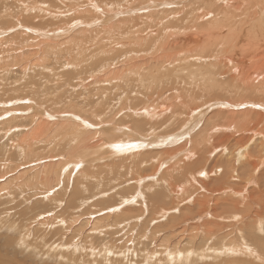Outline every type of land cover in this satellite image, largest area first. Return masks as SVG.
<instances>
[{"label": "rangeland", "instance_id": "rangeland-1", "mask_svg": "<svg viewBox=\"0 0 264 264\" xmlns=\"http://www.w3.org/2000/svg\"><path fill=\"white\" fill-rule=\"evenodd\" d=\"M180 1L0 0V264H74L73 257L79 260L77 261L79 264H131L130 262H134V264H158L161 260L166 261V257L157 258L155 255L152 256L149 250H156L159 254L165 255L167 249L175 248V250L179 249L182 251L191 249L190 243H179V239L176 237L170 240L172 234L170 228H167L166 231L162 230L155 238L156 240L151 238L154 231L153 227L156 225L160 227L165 224L168 221L166 218L159 221V216H157L158 221L152 222L151 225L149 223L147 226H151L152 228L147 230L136 225L135 231L132 234L128 230L120 234L118 228H112L111 226L112 222L115 221L114 217L116 218V215L123 218V216L128 217L130 214V216L136 214L137 210L134 209H138L139 207L135 202L140 200L141 195L147 199L148 196L155 195V193L161 191L164 194V198L162 201H155L157 206L161 207L165 203L164 207L168 205L172 208V206L175 207L178 204L176 206L178 210L175 212L171 211L170 215H175V217L177 216L176 218H179L187 214L186 216L191 218V221H189L190 225H193L196 221L193 216L196 215L195 218L201 216V218H204L202 212L206 206H208L209 211H212L214 204L213 202H206L205 196L217 195L214 192L217 189L216 185H210L209 188L202 190L195 183L203 181L202 184H209V182L211 183L224 177L232 181V176L235 177L233 171L242 170L241 165L247 163V159L249 158L247 156L240 164L236 161V147H239L238 140L242 139L243 135H239L232 128L230 130H223L222 132L219 131L217 134L212 133L211 143H208V140L206 142L210 132H215V129L220 130L222 125L228 126L229 123L235 121L236 113L242 114L248 110V112L256 110L254 105L249 107V103H246L249 100L248 97L244 101L246 105L238 108L232 106L224 107L223 105L213 106V109L210 108L195 119L194 124L189 127L190 130H187L181 136L182 139L173 136L179 135V126L183 125L182 118H185L188 114L187 112L191 111L193 107L196 109V105L199 104L194 100V95L203 94V90L205 91L206 89V96H203L205 98L202 97V100L205 102L208 99V93H213L215 100L212 104L214 105H220L223 102L231 105L235 100V96L228 94L230 86L226 87L223 93L219 89L221 84L226 82L225 80L229 81V78H224L225 76L222 78L216 76L215 78L211 74L214 70L210 69V72L207 68L208 73L206 68L202 67L205 61L208 63V58L207 60L201 59V62L198 63L194 62L196 58L190 57L193 45L186 46L179 44L180 41L177 40V34L183 27L184 30L181 35L197 33L198 35H202L203 38H206V35L198 31L188 20L185 21L186 24L180 23V25H183L182 27H169L165 30L166 27L164 26L170 24L171 16L187 17L185 13L189 10L187 6L196 3L194 8H198V5L202 2V0H186L183 5L179 6ZM23 2L32 8L31 12L27 13V19L30 17V19L33 18L34 20L30 23L28 21L17 22V16H14L16 15V10L19 11L17 5ZM38 7L39 9L42 8V10L47 8L49 11L50 9V12H54L55 14L63 13V15L58 19H51L52 21L47 18L46 21H50L48 24H52L50 27L44 23L45 21H41V18L37 20V15L40 17V14L43 12ZM6 10L8 11L6 12ZM38 10L40 14H38ZM244 16L243 20L245 22L243 23H249V14H245ZM95 17H97V20ZM60 18L61 20H59ZM163 19L165 21H162ZM210 19L212 18H208V20ZM34 22L39 23L35 26ZM237 22L241 23V20L239 21L238 19ZM57 29L58 31H56ZM162 30L164 31L163 33H161ZM224 31L229 32L228 29ZM58 32L62 37L58 38L53 35ZM49 34L50 38H48ZM168 35L175 37L171 42L172 47H177L176 45H178L179 48L177 47L178 50L175 52L162 54L158 47L164 46V43L170 40V36ZM215 35L217 37L218 35H221L219 37H226L219 29H216ZM156 39H164V42L162 40L163 43L156 46ZM40 40L42 41L40 42ZM83 42H87L85 43L87 46ZM81 44L84 45L81 46ZM154 46L156 49L153 48ZM202 47H204V41L201 38V42L198 44L199 51ZM141 53H145L146 56ZM216 56L219 57L218 60L221 59V54ZM216 56H214L215 60L211 59V66L214 64V61L215 63L217 62ZM88 60L90 61L88 62ZM102 60L106 61L101 64ZM197 61L199 60L197 59ZM69 62L74 63L68 65ZM194 63L197 65L192 66L193 68L190 70L180 72L183 78L181 82H177L178 78L172 76H169L165 83L161 81L163 74L166 75L167 72L175 74L177 70L178 73L179 69L189 67ZM99 64L98 70L103 69L104 64H111L109 69L111 74L108 71V76L103 77L104 75H99L93 80V76L91 75L94 74L95 67ZM248 65L251 67L250 64ZM216 69L218 70V75H220L219 68ZM156 76L158 79H156ZM229 76L226 75V77ZM236 76L238 80L239 77L241 78V76ZM191 77L194 80H191ZM72 80L74 81L72 82ZM178 84L181 86L184 84V91L179 89L180 86ZM196 85L200 87L203 85L202 87L205 88H201V91L199 89L196 90ZM173 88L178 90L170 92V89ZM187 88L191 89V93ZM153 94H156V96ZM159 97L162 98L159 99ZM180 97L185 99L181 100ZM157 99L158 102H155ZM186 99H188L187 106L184 105ZM154 102L159 104H157L159 106V108L157 106L159 114L155 112L154 116H147L144 111L147 107L154 104ZM172 104L177 107L175 109L177 113L176 118L173 116V119L170 118V113L167 114L171 110ZM178 104L183 105L179 106ZM244 109L246 111H243ZM36 111H42V114L44 112L46 116L53 117L51 120L43 118L47 123V127L42 132H39V128H36L40 117H36L34 121L32 119ZM80 114L83 115L81 116ZM189 118L191 119V117ZM166 120L169 123L165 122ZM132 122L139 124V128H135ZM157 124L162 126L157 127ZM112 126L113 128L111 129ZM126 126H130L128 129L131 132L125 129ZM115 127L118 128L115 130ZM77 128L78 131H76ZM110 129L115 130V134H117V144L127 147L118 151L121 153V156L117 155L113 159L109 157L111 146L107 144L102 145L103 138H107V140L111 139L109 136L113 134V131L110 132ZM85 130L90 135L92 134L91 138L87 139V136H82L75 140V136L79 135L77 133L84 132ZM131 134L135 137V140H133L134 137ZM24 136L29 139L41 137L43 139L39 143H32L31 146V141L24 144L21 143L22 139H25ZM130 136L132 138L128 139ZM97 137L98 139H96ZM244 137L248 138L247 135H244ZM125 138L127 140H124ZM131 141H137L140 148L137 147L136 150H129L128 147ZM78 143L79 146L77 147ZM21 147L25 148L22 149ZM253 147L251 146V149ZM138 150L141 153L140 155L143 154L144 158L149 157V160L141 164L142 170L136 173L134 170L131 171V168L128 170L126 168L127 166L132 167ZM192 152L194 155H192ZM260 153L262 154V151ZM167 154L172 155L165 159ZM163 159L167 162L163 163ZM157 165L159 167L155 173L148 169L151 166ZM232 166L234 168L236 166L238 169L235 168L234 170ZM262 171L264 172V168L259 173L261 174ZM69 175L72 183H70L68 191L64 192L63 180L68 178ZM135 177L143 180L141 185H138L134 181ZM256 181L258 182V179ZM171 183H176V187L187 183L181 196H173V191L170 192L169 189V187L172 189V186H169ZM75 185L78 186L77 189L80 191L77 196L74 195ZM133 188L135 189L133 190ZM255 188L259 189L258 186H255ZM132 190L133 193L131 194L133 196L138 195L139 197H136L135 202L129 203L130 205L121 207L119 204V201H121L120 193L122 192V196L128 195L130 197L131 194L129 193ZM206 190L209 192L210 190L213 191L207 193ZM177 191L179 190L177 189ZM260 194L263 196H261V199L264 198V192L261 191ZM187 197L190 198V203L184 204L182 199ZM196 199H199L201 202L195 205ZM58 201H62V205H58ZM230 202L227 201V205ZM102 204L104 207L101 206ZM220 205L223 206V201H221ZM254 205L255 207L251 215H254L256 212V202ZM258 207L260 205L256 208L260 212L261 209ZM129 208L133 210H127ZM220 211L218 214H223L225 210L222 211L221 209ZM112 212L116 213L114 217L110 215ZM224 214L223 216L227 217L232 212H224ZM234 215L235 213L230 217ZM251 215L247 217V221L251 220ZM144 217H148V215ZM256 218L255 221L257 220ZM132 220L130 221L133 222ZM262 220L264 221V217ZM196 223H199V221H196L194 224ZM222 223L231 222L222 221ZM241 224L244 225V223ZM253 224H255L254 226H258L255 222ZM93 226L95 228H92ZM91 229L100 230L93 233L90 231ZM181 229L182 227L178 230L180 231ZM253 229L251 230L254 231ZM238 231L242 235L247 234L246 230ZM45 233L46 236H44ZM142 234L148 238L141 237ZM217 234V237L228 239V241L222 239L221 243L220 241H216V244H212V246L216 245L215 247L217 248H221L233 239L232 242H235L240 237L238 233V235L232 234L231 237L221 232H217ZM133 235L135 236L134 238ZM261 235L264 239V232L260 234V237ZM41 237L48 240L50 246L49 244L44 245ZM113 238H116L113 244L114 248L122 247L125 243V249L121 252H124L123 254L126 253L128 256H124L123 254H120L122 256H118L116 254L115 256L110 255L106 259L105 256L103 258L102 254L95 259L91 258L92 255L88 251V248H95V251L99 252L114 251V249L108 248L109 241ZM129 238L131 240L127 242ZM136 238H141L142 240ZM134 239L137 241L135 242ZM55 241L61 245L59 246ZM161 241H164V246L161 245ZM67 244H69V248L66 246ZM62 245L65 247L63 246L61 249ZM204 246L205 244L202 243L198 248ZM53 249L57 252L55 253ZM58 251L60 252L59 254ZM87 253L88 257L90 255L89 259L91 260L86 257ZM134 253L136 256H133ZM148 254L151 255L149 258L152 260L146 261L149 256ZM130 256L132 257V261H130ZM83 257L87 258V263L82 261ZM183 257L184 255L179 258ZM208 258V260H205V264H212L213 262L215 264H228L227 262L229 261L225 257H222L221 261H212V257ZM237 258L242 259L244 257L237 256ZM174 259H178V256L174 257ZM222 259H224V262ZM201 260V258H194L193 262L202 264L203 261ZM251 260H254V264H262L255 257L251 258ZM163 261L160 264H168V261ZM171 263L177 264L178 262L174 263L172 261Z\"/></svg>", "mask_w": 264, "mask_h": 264}, {"label": "bare ground", "instance_id": "bare-ground-1", "mask_svg": "<svg viewBox=\"0 0 264 264\" xmlns=\"http://www.w3.org/2000/svg\"><path fill=\"white\" fill-rule=\"evenodd\" d=\"M196 1V0H195ZM53 2V1H52ZM51 2V3H52ZM184 2H186V0H181L180 3L178 4L179 6L183 5ZM49 3V2H48ZM25 4V5H24ZM196 4V3H195ZM194 4V5H195ZM198 4V3H197ZM194 5H188L187 7L189 8V10H187L185 13L187 15V17H174V16H169L171 19V22L170 24L168 25H165L164 27L165 30H167L169 27H172V28H177L179 26H183V25H180V23L184 24L185 21H190L191 22V25L196 27L198 31L204 33L206 35V38H203L202 35H198L197 33H190V34H185V35H181L183 33V28H181L177 34V40H179V44H183V45H193V50H192V55L190 57L192 58H196V60L194 62H201L200 60L201 59H204V60H207L208 58V63L207 61H205L204 63L206 64H203L202 67H205L207 72L209 73L210 69H213L214 71L211 73L213 74V76H218L220 78H222L223 76H225L224 78H229V81L225 80L226 82L223 84H221L220 88L219 86H217V88H219L220 90H222V93L225 92L226 90V87L230 86V90L228 91V94H230V96H235V100L233 101V103L230 105V104H226L223 102V104H220V105H214L212 104L213 101L215 100V97H214V94L213 93H208L209 96L207 97L208 99L203 102L202 100V97L203 96H206L205 94V91L203 90V94L199 93L198 95H194V100H196V102H198L199 104L196 105V109L193 107V109L190 111H188L187 113V116L185 118H182L183 119V125L179 126L180 127V133L179 135H173L175 136L176 138H181L182 135H184V133L187 131V130H190V126H192L195 122V119L199 116H201V114H204L205 112H207L210 108H212L213 106H224V107H241V106H244L246 105V103H249V107H251L252 105H254L256 108V110H251L250 112H246V113H236L235 115V121H230L232 123H229L228 126H224L222 125V128L220 130L218 129H215L216 131L215 132H210L209 135H208V138L206 139V142L208 143H211V134H217L219 131L222 132L223 130H230L231 128L234 129L237 133H239V135H243L240 139L238 140V144H239V147H236V150H237V160L240 164V162H242L244 159H246L247 156H249V158L247 159V163H244L242 166V170H239L238 168H235L238 169V170H234L233 171L235 173V177L232 176V181L228 180V178H221V179H217L215 181H212L211 183L209 182V184H205L202 182L203 181H198L197 184L200 189H204V188H209L210 185H216L217 186V189L214 190V192L217 194V195H214V196H210V197H206L205 196V200L206 202H213L214 206L212 208V211H209L208 210V206H206V208L203 210V216L204 218H195L194 217V220L196 219V221L199 223H196L193 225H190L191 223H189V221H191V218L186 216V215H182L181 217L179 218H176L175 215H170L171 211L175 212L177 209V205L174 207L172 206L169 207L168 205V208H171V209H168L167 206L164 207V204H162L161 207L157 206V202L159 201H162L163 198H164V194L161 192H157L150 196L147 197V199L145 198V196L143 197V195L140 196V200H136V197L138 198L139 196L138 195H134L131 194L133 193V190L135 188H133L132 192H126V193H129L131 194V196L129 197L128 195L127 196H122V192L120 193V200L119 201V204L120 206H125V205H128L129 203H132V202H135L136 204H138V209H134V210H137L136 211V214L130 216L128 215V217H124L123 218H120V217H117L118 215H116V218L114 217V214L116 213H111V217H114L115 221L112 222L111 226L112 228H118L120 230V234L126 232L128 230V232H131V234L135 231V226H141L143 228H146L147 229H150L152 228L151 226H147L149 223L150 225L153 223H155L156 221H158L157 219V216H159V221L160 220H163V219H168V221L161 225L160 227L158 225L154 226V231L152 232V236L151 238L155 239L157 237V235L159 233H161V231L165 230L167 228H170V231L172 232L171 234V237H170V240L171 238H177L179 239L178 242L179 243H183V242H187V243H190V245L192 246L191 249L187 250V251H182V250H179V249H167V252L165 253V255H162V254H159L158 252L155 251H151L149 250V252L151 253V255H155L157 258L158 257H166V261H168V264H170L172 261H174V263H177V264H188V263H191V264H198L197 262H193V259L194 258H201L203 261V263L205 264V260H208L209 258L208 257H212V261H221L220 259L222 257H225V259H229V261L227 262L228 264H254V260H251V258H256V260H258L259 262H261L262 264H264V239L262 238L263 236L261 235L260 237V234H263L264 232V228H263V223L264 221L262 220L263 217H264V198L261 199V196L262 195L260 194L261 191L264 192V172L262 171V173L260 174V170L262 168H264V155H263V152H264V0H202L201 4L198 5V8H194ZM248 5V6H247ZM18 8H19V11L16 10V15L14 16H17V22H24V21H28V23H30L31 21H34L33 18L30 19H27V13H30L32 8L30 6H28L25 2L23 3H19V5H17ZM16 6V7H17ZM158 7V6H157ZM34 8V7H33ZM81 8V7H80ZM148 8V7H147ZM153 8V7H152ZM39 9V7H38ZM146 9V7H145ZM150 9V7H149ZM175 9V8H174ZM181 9V8H180ZM247 9V10H246ZM10 10V9H8ZM6 10V12L8 11ZM43 11L41 14H40V11ZM38 11V14H40V17L37 15V20L41 18V21H45L44 23L45 24H48L50 23V21H46V19H58L59 17H62L63 13L61 14H55L54 12H50V9L48 11V9L44 8L42 10V8H40ZM69 11V10H68ZM178 11V10H177ZM10 12V11H9ZM35 12V11H34ZM11 13V12H10ZM86 13V12H85ZM162 13V12H161ZM174 13V12H173ZM84 14V13H83ZM165 14V13H164ZM178 14V13H176ZM245 14H249V17H248V20H249V23L245 24L243 22H245V20H243V18L245 17L244 15ZM30 15V14H28ZM34 15V14H33ZM52 15V16H50ZM194 15V17H193ZM11 16V15H10ZM72 16V15H71ZM143 16V15H142ZM192 16V18H191ZM247 16V15H246ZM35 17V16H34ZM94 17V16H93ZM147 17V16H146ZM168 17V18H169ZM13 18V17H12ZM11 18V19H12ZM138 18V17H137ZM163 18V17H162ZM208 18H212L210 20H208ZM83 19V18H82ZM95 19L97 20V17H95ZM158 19V18H157ZM200 19H202V21H200ZM241 20V23H238L237 21ZM15 20V19H14ZM51 20V21H52ZM55 20V19H54ZM61 20V18L59 19ZM72 21V20H71ZM89 21V19H88ZM162 21H165L164 19ZM150 22V21H149ZM161 22V21H159ZM39 23V22H37ZM37 23L34 22V25L37 26ZM43 23V22H42ZM92 23V22H91ZM55 24V22H54ZM60 24V23H59ZM186 24V23H185ZM242 24V25H241ZM43 25V24H42ZM52 25V24H51ZM51 25L48 24V26L51 27ZM56 25V24H55ZM64 25V24H63ZM120 25V24H119ZM161 25V24H160ZM65 26V25H64ZM74 26V25H73ZM141 26V25H140ZM40 27V26H39ZM70 27V26H69ZM77 27V26H76ZM143 27V25H142ZM72 28V27H70ZM103 28V27H102ZM45 29V28H44ZM216 29H219L220 31H222V34L226 37H219L221 35H215V31ZM227 30V31H224V30ZM71 30V29H70ZM104 30V29H103ZM112 30V29H111ZM58 31V29L56 30ZM54 31V32H56ZM69 31V30H68ZM178 31V29H177ZM45 32V31H44ZM59 32H60V29H59ZM55 33L53 34L54 36L60 38L62 37V35H60V33ZM64 32V31H63ZM67 32V31H66ZM70 32V31H69ZM72 32V31H71ZM164 31L162 30L161 33H163ZM174 32V31H173ZM176 32V31H175ZM127 34V32H126ZM41 35V34H40ZM64 35V33H63ZM181 35V36H180ZM46 36H48V34H46ZM137 36V35H136ZM170 36V40L166 43H164V46H160L158 47V49H160L161 53L162 54H165V53H170V52H175L176 50H178V45H176L177 47H172L171 45V42L174 40L175 37H172L171 35H168ZM45 37V36H44ZM65 37V36H64ZM68 37V36H67ZM182 37V38H181ZM50 38V34H49V37ZM90 38V37H89ZM99 38V37H98ZM201 38L203 39L204 41V47L200 48V51H199V48H198V44L199 42H201ZM30 39V38H29ZM36 39V38H35ZM64 39V38H63ZM87 39V38H86ZM107 39V38H105ZM24 40V39H23ZM43 40V39H42ZM40 40V42L42 41ZM55 40V39H54ZM157 40V39H156ZM163 42H164V39H162ZM162 40H157V43H156V46L158 45H161L163 42ZM175 40V41H177ZM38 41V40H37ZM47 41V40H46ZM53 41V40H52ZM92 41V40H91ZM101 41V40H100ZM167 41V39H166ZM89 42V40H88ZM144 42V41H143ZM30 43V42H29ZM43 43V42H42ZM59 43V42H58ZM84 43V42H83ZM87 43V42H85ZM84 43V44H85ZM101 43V42H100ZM83 44V45H84ZM143 44V43H142ZM75 45V44H74ZM78 45V44H77ZM81 44V46H83ZM86 45V44H85ZM96 45V44H95ZM76 46V45H75ZM87 46V45H86ZM85 46V47H86ZM94 46V45H93ZM120 46V45H119ZM123 46V45H122ZM152 46V45H151ZM79 47V46H78ZM77 47V48H78ZM91 47V46H90ZM148 47V46H147ZM23 48H26V47H23ZM55 48V47H54ZM82 48V47H81ZM88 48V47H87ZM101 48V47H99ZM150 48V47H149ZM154 49L155 46L153 47ZM76 49V48H75ZM74 49V50H75ZM102 49V48H101ZM152 49V48H151ZM150 49V50H151ZM70 50V49H69ZM81 50V49H79ZM78 51V50H77ZM156 51V50H155ZM43 52V51H42ZM132 52V51H131ZM148 52V51H147ZM152 52V51H151ZM35 54V52H34ZM142 55H145V53H141ZM218 54H221V59H219V57H217L216 55ZM75 55V54H74ZM83 55V54H82ZM88 55V54H87ZM86 55V56H87ZM148 55V54H147ZM146 56V55H145ZM217 57V62L215 63V61L213 62L214 64H212L211 66V59L213 58L215 60V57ZM81 57V56H80ZM85 57V55H84ZM128 57V56H127ZM74 58V57H73ZM73 58H71L72 60H74ZM86 58V57H85ZM84 58V60H85ZM108 59V58H107ZM197 59L199 61H197ZM115 60V59H114ZM123 60V59H122ZM130 60V59H129ZM83 61V60H82ZM90 60H88L89 62ZM104 61L106 60H102L100 63L102 64ZM113 61V60H112ZM127 61V60H126ZM133 61V60H132ZM213 61V60H212ZM131 62V61H130ZM70 63H74V62H69L68 65ZM77 63V62H76ZM79 63V61H78ZM250 64L251 67L248 65ZM67 65V66H68ZM194 64H191L189 67H184V68H181L179 69L180 71L177 73V71H175V74H171V72H167V74H163L162 78H161V81L162 82H166L167 78H169V76H172L174 78H178V80H176L177 82H181V80H183V78L181 77L180 75V72L181 71H185V70H190L191 68H193L192 66H194ZM197 65V64H196ZM195 65V66H196ZM100 66V64L95 67L94 69V74H92L91 76H93V80L96 79L99 75H104L103 77H106L108 76V71L110 69V66L111 64L107 65V64H104L103 66V69L101 70H98V67ZM164 68V67H163ZM209 71H208V69ZM216 68H219V71H220V75H218L217 73V69ZM229 68V69H227ZM198 69V68H197ZM225 69L229 70V72H227V70L225 71ZM77 70V69H75ZM258 70V71H256ZM166 71H168L166 69ZM79 72V71H78ZM81 72V71H80ZM211 72V71H210ZM110 73V71H109ZM81 74V73H80ZM97 74V75H96ZM111 74V73H110ZM155 75V74H154ZM229 76V77H226ZM241 76V78L239 77V80L237 79V76ZM75 77V75H73ZM76 76H79V75H76ZM200 76V75H199ZM204 76V75H203ZM208 76V75H207ZM193 77V76H192ZM191 77V80H194V78ZM202 77V76H200ZM209 77V76H208ZM73 78V77H72ZM211 78V76H210ZM74 79V78H73ZM83 79V78H82ZM156 79L157 76H156ZM160 79V78H159ZM237 79V81H236ZM68 80V79H67ZM78 80V79H77ZM86 80V79H85ZM190 80V81H191ZM74 80H72L73 82ZM83 81V80H82ZM102 81V80H101ZM108 81V80H107ZM203 81V80H202ZM208 81V80H207ZM77 82V81H76ZM176 82V84H177ZM183 82V81H182ZM201 82V81H200ZM215 82V81H214ZM174 83H175V80H174ZM193 83V82H192ZM196 83V82H195ZM199 83V82H198ZM207 83V82H206ZM72 84V83H71ZM161 84V83H160ZM159 84V85H160ZM182 84V83H181ZM191 84V83H190ZM203 84V83H202ZM209 84V83H208ZM169 85V84H168ZM179 85V84H178ZM193 85V84H192ZM191 85V87H192ZM201 85V83H200ZM207 85V84H206ZM210 85V84H209ZM71 86V85H70ZM170 86V85H169ZM181 88H180V87ZM179 89L183 90L184 89V84L181 86L179 85ZM203 86V85H202ZM200 87L199 85H196L195 86V89H204L203 87ZM205 86V85H204ZM148 87V86H147ZM142 88V86H141ZM140 88V89H141ZM146 88V87H145ZM160 88V87H159ZM139 89V88H138ZM143 89V88H142ZM188 89V88H187ZM36 90V89H35ZM146 90V89H145ZM149 90V89H148ZM172 90H178V89H170V92H172ZM190 90L189 92L191 93V89H188ZM187 90V91H188ZM218 90V89H217ZM216 90V91H217ZM219 90V91H220ZM144 91V90H143ZM184 91V90H183ZM201 91V90H200ZM214 91V92H216ZM148 92V91H147ZM157 92V91H156ZM182 92V91H181ZM132 93V92H130ZM134 93V92H133ZM139 93V92H138ZM168 93H169V90H168ZM188 93V92H187ZM207 93V92H206ZM137 94V93H136ZM166 94V92H165ZM181 94V93H180ZM227 94V95H228ZM129 95H132V94H129ZM142 95V94H141ZM156 96V94H153ZM161 95V94H160ZM158 95V96H160ZM179 95V94H178ZM182 95V94H181ZM190 95V94H189ZM219 95V94H218ZM180 96V95H179ZM185 96V95H184ZM229 96V95H228ZM227 96V97H228ZM132 97V96H131ZM143 97V96H142ZM152 97V96H151ZM154 97V96H153ZM165 97V95H164ZM175 97V96H174ZM226 97V98H227ZM248 97V101L246 103H244V101L247 99ZM162 98V97H159V99ZM168 98V97H167ZM176 98V97H175ZM205 98V97H203ZM231 98V97H229ZM132 99V98H131ZM165 99V98H164ZM181 100L185 99V98H181ZM217 99V98H216ZM134 100V99H133ZM153 100V99H152ZM188 99H186V101H184V105L187 106V101ZM228 100V99H227ZM155 102H158V99L157 101ZM154 104H150L151 106L147 107L146 110L144 111L146 113L147 116H154L155 115V112L157 114H159V111H157V106L159 105L158 103H155ZM216 102V101H215ZM230 102V100H229ZM244 103V104H243ZM158 104V105H157ZM179 106H182L183 104H178ZM25 107V106H24ZM146 107V106H145ZM172 107V108H171ZM171 110L167 112L170 113L171 115L170 118H172L173 116H175L174 118H176V112H175V109L177 108L174 104L171 105ZM247 107V106H246ZM159 108V106H158ZM216 108V107H215ZM34 109V108H33ZM188 109V108H187ZM213 109V108H212ZM225 109V108H224ZM42 110V109H41ZM161 110V109H160ZM165 110V109H163ZM169 110V109H168ZM179 110L181 111V109L179 108ZM257 110H260L257 112ZM243 111H246V109H244ZM40 111H36L35 112V115L32 117L33 121L35 120L36 117H40L38 119V123H37V127L36 128H39V132H42V130H44V128L47 127V123L45 122V119L47 120H51L53 119V117L49 116V115H45L44 112L43 114L40 112ZM143 112V111H142ZM166 114V113H165ZM74 115V114H73ZM81 115V114H80ZM83 115V114H82ZM81 115V116H82ZM161 115V113H160ZM183 115V114H182ZM75 116V115H74ZM85 116V115H84ZM178 116V115H177ZM185 116V115H184ZM183 116V117H184ZM97 117V116H96ZM131 117V116H130ZM180 117V116H179ZM178 117V119H179ZM191 117V119L189 118ZM45 118V119H43ZM55 118V117H54ZM74 119V118H73ZM88 119V118H87ZM114 119V118H113ZM155 119V118H154ZM173 119V118H172ZM181 119V120H182ZM83 120V119H82ZM81 120V121H82ZM233 120V119H232ZM60 121V120H58ZM64 121V120H63ZM70 121V119H69ZM77 121V120H76ZM79 121V119H78ZM49 122V121H48ZM167 122V120L165 121ZM36 123V122H35ZM69 123V122H68ZM169 123V121L167 122ZM179 123V122H178ZM109 124V123H108ZM122 124V123H121ZM171 124V123H170ZM95 125V124H94ZM100 125V124H99ZM132 125L135 127V128H139V124H136L134 122H132ZM166 125V124H165ZM178 125V124H177ZM36 126V125H35ZM64 126V125H63ZM78 126V125H76ZM102 126V124H101ZM107 126V124H106ZM116 126V125H115ZM121 126V125H120ZM152 126V125H151ZM159 126H162V125H158L157 124V127ZM173 126V124H172ZM221 126V125H220ZM66 127V126H65ZM87 127V126H86ZM97 127V126H95ZM108 127V126H107ZM125 127V126H124ZM219 127V126H217ZM79 128V127H78ZM78 128L76 131H78ZM81 128V127H80ZM113 128V126L111 127V129ZM116 128L118 127H115V130ZM130 126H126L125 129H127L129 132L130 129ZM155 128V127H154ZM34 129V128H33ZM110 129V130H111ZM132 129V128H131ZM207 129V127H206ZM82 130V129H81ZM97 130V129H96ZM109 130V131H110ZM115 130H111L110 132L113 131V134H110L109 138H111L110 140H107V138H103V141H102V145H109L111 146V151L109 153V157L111 159L117 157V155L121 156V153L118 152L120 150H123L127 147L125 146H121V145H118V137H117V134H115ZM137 130V129H135ZM151 130V129H150ZM74 131V132H76ZM154 131V130H152ZM176 131V130H175ZM191 131H192V128H191ZM72 132V133H74ZM95 132H98V131H95ZM108 132V133H110ZM117 132V131H116ZM177 132H179L177 130ZM176 132V133H177ZM35 133V131H34ZM77 133V132H76ZM79 134V135H77ZM75 135L76 139L77 140L78 138L80 137H85L87 136V139L91 138V135L89 134V132H87V130H85L84 132H81V133H77ZM101 134V133H100ZM104 134V133H103ZM120 135V133H119ZM128 135V134H127ZM127 135H125L127 137ZM132 135V134H131ZM244 135H247L248 138H245ZM122 136V135H121ZM133 136V135H132ZM74 137V138H75ZM134 137V136H133ZM171 137V136H169ZM168 137V138H169ZM224 137V136H223ZM25 139H22V144L28 142V141H31V146H32V143H39L43 137L41 138H32V139H29L27 138L26 136H24ZM132 137L130 136V138L128 139H131ZM172 138V137H171ZM217 138H219L217 136ZM98 139V137L96 138ZM121 139V138H120ZM119 139V141H120ZM173 139V138H172ZM182 139V138H181ZM124 140H127L126 138ZM133 140H135V137L133 138ZM185 140V139H184ZM208 140V141H207ZM68 141V140H67ZM174 141V140H173ZM248 141V142H247ZM72 142V140H71ZM169 142V141H168ZM176 142V141H175ZM188 142V141H187ZM186 142V143H187ZM159 143V142H158ZM157 143V144H158ZM185 143V142H184ZM69 144H70V140H69ZM77 144V143H76ZM129 147L128 149L129 150H136V148H140L139 144L137 141H131L129 143ZM131 144H133L131 146ZM178 144V142H177ZM223 144V143H222ZM29 145V144H28ZM150 145V144H149ZM183 145V144H182ZM230 145V144H229ZM25 146V145H24ZM71 146V145H70ZM79 146V143L77 145V147ZM98 146V145H97ZM102 146V147H103ZM153 146V145H152ZM156 146V145H155ZM251 146H254L252 149H251ZM101 147V146H100ZM142 147V146H141ZM230 147V146H229ZM234 147V146H233ZM22 148V147H21ZM25 148V147H23ZM22 148V149H23ZM99 148V147H97ZM104 148V147H103ZM133 148V149H132ZM78 149V148H77ZM96 149V148H95ZM115 149V150H113ZM207 149V148H206ZM227 149V148H226ZM81 151V150H80ZM105 151V150H104ZM158 151V150H157ZM246 151V153H245ZM260 151H262V154L260 153ZM153 152V151H152ZM251 152V153H250ZM73 153V152H72ZM193 153V152H192ZM100 154V153H99ZM141 153L139 152L138 150V153L136 154L137 156L134 157V162H133V165L132 167L131 166H127V170L129 168H131V171L134 170L136 173L140 172L142 170V167H141V164L145 163V161L147 162V160H149V157H145L140 155ZM189 154V153H188ZM261 154V155H260ZM81 155V154H80ZM170 155L172 154H167L166 158H169ZM194 155V153L192 154ZM235 155V154H234ZM72 156V155H71ZM135 156V155H134ZM191 157V156H190ZM193 157V156H192ZM200 157V156H199ZM234 157V156H232ZM76 158V157H75ZM132 158V157H131ZM160 158V157H159ZM204 158V157H203ZM236 158V157H235ZM165 159H163V163H166L167 161H165ZM254 159V160H252ZM65 160V159H64ZM132 160V159H131ZM201 160V159H199ZM69 162V161H67ZM76 162V161H75ZM74 162V163H75ZM131 162V161H130ZM200 163H202L201 161H198ZM197 163V162H196ZM235 163V162H234ZM73 164V163H72ZM71 164V165H72ZM76 164V163H75ZM79 164V163H78ZM160 165V164H159ZM159 165L157 166H151L150 170H152V172H156ZM198 165V164H197ZM8 166V165H7ZM238 166V165H237ZM226 167V166H225ZM230 167V166H228ZM143 169H144V166H143ZM232 170V168H230ZM226 171V169H224ZM223 170V171H224ZM130 171V170H129ZM112 172V171H111ZM227 172V171H226ZM225 172V173H226ZM125 173V172H124ZM198 173H201V172H198ZM129 174V173H128ZM127 174V175H128ZM143 174V173H142ZM126 175V174H125ZM225 175V174H223ZM139 177V176H138ZM61 178V177H60ZM59 178V179H60ZM219 178V177H218ZM131 179V178H130ZM180 179V178H179ZM194 179V178H193ZM258 179V182L256 181ZM31 180V179H30ZM127 180V179H126ZM129 180V179H128ZM62 181V180H61ZM134 181L138 184V185H141L143 180H140L138 178H134ZM193 181V180H192ZM131 182V181H130ZM194 182H196L194 180ZM63 183H64V192H67L69 187H70V183H72V180H70V175L68 178H65L63 180ZM62 183V184H63ZM189 183V182H188ZM199 183V184H198ZM77 184V183H76ZM79 184V182H78ZM187 184V183H185ZM182 185V186H177L176 187V183H171L169 186H172V189L169 187L170 189V192L173 191V196H181L183 194V190L185 189V186L186 185ZM194 184V183H193ZM42 185V184H41ZM255 186H258L259 189L257 190L255 188ZM78 186L75 185L74 187V195L77 196L78 193L80 192L78 189ZM179 191H177V189ZM214 188V187H213ZM50 189V188H49ZM132 189V188H130ZM196 189V188H195ZM18 190V189H17ZM73 190V189H71ZM157 190V189H155ZM205 190V189H204ZM209 190V189H208ZM146 191V190H145ZM192 191V190H191ZM207 191V190H206ZM213 190H210L207 191V193H211ZM5 192V191H4ZM144 192V191H143ZM164 192V191H163ZM10 193V192H9ZM119 193V192H118ZM117 193V194H118ZM140 193V192H139ZM148 193V192H147ZM213 193V194H215ZM50 194V193H49ZM227 194V195H226ZM126 195V194H125ZM224 195H226L225 197H223ZM119 196V194H118ZM147 196V195H146ZM221 196V197H219ZM11 197V196H10ZM185 197V196H184ZM263 197V196H262ZM71 198V197H70ZM74 198V197H73ZM175 200V199H174ZM184 201V204L185 203H190V198L187 197V198H183L182 199V202ZM221 201H223V206L220 205ZM227 201H231L230 203H228L227 205ZM174 202V201H173ZM199 202V199H196L195 200V205L198 204ZM256 202V208L257 206L260 205V207H258L259 209H261L260 212L257 211V209L255 208L256 212L254 213V215H251L255 205L254 203ZM57 203V202H56ZM161 203V202H160ZM167 203V202H166ZM58 205H62V201H58L57 203ZM69 204V203H68ZM68 204H67V207H68ZM100 204V203H99ZM174 204V203H173ZM130 205V204H129ZM208 205V204H206ZM11 206V205H10ZM99 206V205H98ZM101 206L104 207V205L102 204ZM134 206V205H133ZM211 206V205H210ZM72 207V206H71ZM196 207V206H195ZM241 207V208H240ZM8 209V208H7ZM89 209V208H88ZM188 209V208H186ZM214 209V210H213ZM218 209H222V211H224L225 213L226 212H232L235 213L234 216L230 217V216H227V217H224L223 214H218L220 210ZM127 210H133L132 208H129ZM218 211V212H217ZM109 212V211H108ZM211 212H213L211 214ZM221 212V211H220ZM178 213V212H177ZM176 213V214H177ZM122 214V213H121ZM120 214V215H121ZM125 214V213H124ZM201 214V213H199ZM198 214V215H199ZM145 215H148V217H144ZM252 216L251 220H246L248 216ZM257 217L256 221H255V217ZM106 217H108L106 215ZM213 220H212V219ZM133 219V220H132ZM211 219V220H210ZM214 219L218 220L216 222V220L214 221ZM130 220H132L133 222H131ZM193 220V221H194ZM119 221H121L119 223ZM222 221H225V222H231V223H222ZM247 221V222H246ZM141 222V223H140ZM234 222V223H232ZM256 223L258 224V226H254L255 224L253 223ZM130 223H133V224H130ZM221 223V224H220ZM237 225H236V224ZM241 223H244V225H242ZM157 224V223H156ZM162 224V223H161ZM199 224H201V226H199ZM74 225V224H73ZM154 225V224H153ZM238 228H237V227ZM130 227V228H129ZM182 229L179 231L178 229L181 228ZM92 228H95L94 226ZM99 228V227H98ZM254 228V229H253ZM229 229V230H227ZM251 229H253L254 231H252ZM100 229H91L90 231L91 232H98ZM141 230V228H140ZM238 230L240 231H245L247 234H243L241 232H239ZM108 231V230H107ZM105 231V232H107ZM146 232V231H145ZM217 232H221L222 234H227L228 237H231L232 234H239L240 237L237 241L235 242H232L230 241L229 243H227L226 245H223L221 248H217L215 247L216 245L212 246V244H216V241H220L221 243V240L222 239H225L228 241L227 238H221V237H217ZM149 233V232H148ZM163 233V232H162ZM130 234V233H129ZM170 234V233H169ZM237 234V235H238ZM258 234V235H257ZM94 235V234H93ZM148 235V234H147ZM150 235V234H149ZM46 236V233L45 235ZM111 236V235H110ZM140 236V235H139ZM144 236V238H148L146 237L145 235H141V237ZM135 236L133 235V238ZM88 238V237H86ZM150 238V237H149ZM168 238V237H167ZM234 238V237H233ZM136 239H139V238H136ZM134 239V241L136 242L137 240ZM141 239V238H140ZM139 239V240H140ZM216 239V240H214ZM237 239V238H236ZM131 240V238H129L127 240V242H129ZM133 240V239H132ZM142 240V239H141ZM149 240V239H148ZM156 240V239H155ZM166 240V239H165ZM41 241L43 242L44 245H48L49 244V241L48 240H45V238L41 237ZM53 241V240H52ZM116 241V238H113L112 240L109 241V245H108V248H112L114 249V251H105V252H99V251H95V248H88V251L91 252V255H92V259L96 258L97 256L99 255H102L103 254V258L104 256L106 257V259H108L107 257H110V255H113L115 256L116 254H118V256H122L120 254H123L124 252H121L123 251L125 248L124 246L125 243L123 244L122 247H117V248H114L113 247V244L115 243ZM153 241V240H152ZM160 241V240H159ZM56 242V241H55ZM151 242V241H150ZM164 241H161V245L164 246L163 244ZM199 242V243H198ZM57 243V242H56ZM204 243L205 246L204 247H200L198 248V246L200 244ZM58 244V243H57ZM64 244V243H63ZM105 244V243H104ZM140 244H145V243H140ZM59 245V244H58ZM61 245V244H60ZM59 245V246H60ZM166 245V243H165ZM50 246V244H49ZM58 246V247H59ZM64 245H62L60 248L62 249ZM68 248H69V244L66 245ZM102 246V245H101ZM142 246V245H141ZM171 246V245H170ZM221 246V245H220ZM65 247V246H64ZM146 248V247H145ZM151 248V247H150ZM59 249V248H57ZM147 249V248H146ZM52 250V249H51ZM54 252H55V249H53ZM138 250V249H137ZM145 250V249H144ZM148 250V249H147ZM57 252V251H56ZM55 252V253H56ZM60 252L58 251V254ZM70 253V252H69ZM133 253V252H132ZM144 253V251H143ZM65 254V253H63ZM67 255V254H66ZM65 255V256H66ZM88 253L86 254V257ZM124 256H128L126 253L123 254ZM131 255V254H130ZM133 255V254H132ZM148 258L146 261L148 260H152L150 259L149 257L151 256L150 254H148ZM182 255H184L183 258H179V257H182ZM68 256V255H67ZM117 256V257H118ZM133 256H136L135 253ZM145 256V255H144ZM154 256V257H155ZM178 256V259H174V257L176 258ZM237 256H242L244 258L242 259H239L236 257ZM76 257V256H75ZM79 257V256H78ZM82 257V256H81ZM131 257V256H130ZM147 257V256H146ZM214 257V259H213ZM233 257V258H232ZM77 258V257H76ZM85 257H83L84 259ZM90 258V255L88 257V259ZM122 258V257H121ZM136 258V257H135ZM145 258V257H144ZM152 258V257H151ZM193 258V259H192ZM2 259V258H1ZM5 259V258H3ZM83 262L87 263V258H85V260H83ZM111 259V258H110ZM113 259V258H112ZM132 257L130 258V261ZM163 259V258H162ZM182 259H185L184 261H180ZM81 260V258H80ZM91 260V259H89ZM116 260V259H115ZM119 260V259H118ZM155 260V259H154ZM224 259H222L223 261ZM7 261V260H6ZM77 261H79L78 259H75L73 257V262L74 264H79L77 263ZM81 261V262H82ZM95 261V260H94ZM128 261V260H127ZM157 261V260H155ZM154 261V262H155ZM163 261V260H161ZM160 261V262H161ZM166 261H163V262H166ZM176 261V262H175ZM200 261V262H201ZM226 261V260H225ZM152 262V261H151ZM159 262V261H158ZM160 262L158 264H160ZM181 262V263H179ZM224 262V261H223ZM222 262V263H223ZM256 262V261H255ZM100 263V262H99ZM116 263V262H115ZM118 263V262H117ZM121 263V262H120ZM131 264H134V262H130ZM147 263V262H146ZM150 263V262H149ZM156 263V262H155ZM202 263V264H203ZM212 263V262H211ZM8 264V263H7ZM88 264V263H87ZM104 264V263H103ZM151 264V263H150ZM154 264V263H152ZM166 264V263H165ZM173 264V263H171ZM212 264H215L214 262ZM219 264V263H218Z\"/></svg>", "mask_w": 264, "mask_h": 264}]
</instances>
